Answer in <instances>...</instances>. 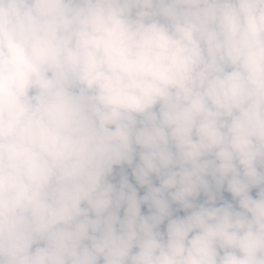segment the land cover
<instances>
[{
  "label": "clouds",
  "instance_id": "clouds-1",
  "mask_svg": "<svg viewBox=\"0 0 264 264\" xmlns=\"http://www.w3.org/2000/svg\"><path fill=\"white\" fill-rule=\"evenodd\" d=\"M0 264H264V0H0Z\"/></svg>",
  "mask_w": 264,
  "mask_h": 264
},
{
  "label": "rangeland",
  "instance_id": "rangeland-1",
  "mask_svg": "<svg viewBox=\"0 0 264 264\" xmlns=\"http://www.w3.org/2000/svg\"><path fill=\"white\" fill-rule=\"evenodd\" d=\"M143 193V190L140 191V194L142 195ZM142 211H146L145 209L142 208Z\"/></svg>",
  "mask_w": 264,
  "mask_h": 264
}]
</instances>
